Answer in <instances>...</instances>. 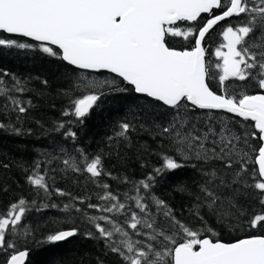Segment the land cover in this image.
Wrapping results in <instances>:
<instances>
[{
  "label": "snow or ice",
  "instance_id": "6c2138e0",
  "mask_svg": "<svg viewBox=\"0 0 264 264\" xmlns=\"http://www.w3.org/2000/svg\"><path fill=\"white\" fill-rule=\"evenodd\" d=\"M202 14L207 18H202ZM232 17L239 18L240 23L235 27L229 24L222 31L225 42L214 51V56L222 63L213 65L205 60L206 37L220 22ZM183 22H193V25L181 28ZM0 30L39 42L33 45L0 38V46L38 47L43 53L59 57L79 70H107L134 86L135 92L146 94L173 110L168 124L154 125L157 134L167 138L182 157L191 155L220 165L204 173L207 179L200 186L203 196L196 197L193 209L201 222L199 209L204 207L219 220L246 215L238 198L244 197L248 189L258 190L259 202L264 205V94L240 92L238 98L228 95L226 88L217 94L210 87L213 80H218L223 88L226 81L234 78L245 85L255 83L264 93V0H0ZM170 37L192 38L193 47L183 50L171 47ZM214 69L219 71L214 72ZM103 84L87 77L80 79L75 88L85 89L87 94L71 100L72 109L64 115L86 118L103 94L94 89ZM25 90L17 80L11 88L0 86V96L19 113H26L28 107L10 95ZM187 102L193 109L226 110L253 121L254 129L259 132L258 137L256 132L251 133L260 143L254 150L258 152L254 161L258 169L249 171L248 168L249 151L246 149L251 146L247 133L236 134L226 124L219 131L211 124L206 131L195 125L189 127ZM27 104L31 105V101ZM6 127L0 123V129ZM119 127L116 135L125 137L133 126L121 123ZM66 135L75 138L76 133L68 131ZM162 159V167L155 169L157 174L183 166L173 156L164 155ZM80 160L82 166L71 157L63 163L73 171H85L92 177L104 174L102 156L89 159L81 154ZM40 168L36 163L27 179L31 185L47 192V173L41 174ZM154 179L140 181L139 186H135L137 195L125 194L127 200L134 202L139 214L110 191L99 197L109 202L107 206L87 204V209L108 214L86 218L105 239L110 251L121 258L122 264H264V234L249 235L234 242L213 239L219 234L206 224L202 230H193L177 219L164 200L156 197H151L156 207L153 213L139 193L141 189H150ZM249 179L252 183H248ZM103 187L107 189L108 185ZM56 191L65 195L59 189ZM68 207L65 205L66 209ZM26 210L27 202L20 199L0 215V252L11 250L12 253L6 264H26L30 256L27 249L17 250L12 239ZM75 210L81 212L79 208ZM157 213L166 220L160 227H157ZM111 214L125 215V219L119 222ZM248 225L264 231V212L252 216ZM202 232L211 235L202 236ZM76 234L75 228L59 231L48 235L46 242H61ZM133 236L148 239L134 240Z\"/></svg>",
  "mask_w": 264,
  "mask_h": 264
},
{
  "label": "trees",
  "instance_id": "16d2710c",
  "mask_svg": "<svg viewBox=\"0 0 264 264\" xmlns=\"http://www.w3.org/2000/svg\"><path fill=\"white\" fill-rule=\"evenodd\" d=\"M202 18L207 17L204 14ZM238 23L240 19L232 17L210 32L205 44L206 61L213 65L222 63L214 56V51L225 42L222 31L229 24L235 27ZM192 25L191 22L180 23L181 28ZM0 38L38 44L24 37L10 36L3 31H0ZM169 39L170 46L179 50L193 47L192 38ZM5 73L8 75H4ZM83 77L102 84L105 81L108 83L94 89L103 94L97 106L81 120L64 113L71 111V100L87 94V90L75 88ZM17 80L26 90L22 93L12 92L10 95L28 107L26 113H19L5 97L0 96V123L7 125L0 129V215L5 214L10 205L18 203L20 199L27 202L25 216L12 235L17 250L30 251L26 264H122L121 258L110 251L105 239L99 236L86 218L108 214L98 209H87V204L107 206L109 202L102 201L99 197L110 191L119 197L120 202L127 203L132 211L139 214L134 202L127 200L125 194L137 195L135 186L149 177L155 178L151 188L141 189L139 194L145 197L144 202L149 204L153 213L156 212V207L151 197H156L164 200L177 219L193 230H202L206 224L212 232L219 234L213 236V239L234 242L249 235L264 234V231L248 225L252 216L264 212V205L259 202L260 193L255 189H248L244 197L238 198L239 205L246 212L244 216L219 220L204 207L199 209L203 222L196 218L193 209L197 203L196 197L203 196L200 186L207 179L204 173L220 165L191 155L182 157L167 138L157 134L158 130L154 125H166L174 115L173 110L163 106L161 102L138 94L133 86L110 72L79 70L59 57L43 53L38 47L19 49L15 46H0V81L3 82L0 86L11 88ZM210 87L217 94H221L226 88L228 95H237L238 98L240 92L249 95L262 93L255 83L245 85L234 78L226 81L223 88L218 80H213ZM28 101H31V105L27 104ZM187 104L189 127L195 125L206 131L211 124L219 131L226 124L236 134L244 136L247 133L251 146V149H246L249 151L248 168L249 171L258 169V165L254 163L258 152L254 150L258 149L260 143L251 133L256 132L258 137L259 132L254 129L253 121L222 111L193 109L189 102ZM121 123L133 126L125 137L116 135ZM60 124L64 127L59 128ZM68 131L75 132V138L66 135ZM240 146L245 147L243 144ZM81 154L89 159L96 155L102 156L104 174L92 177L85 171H73L63 163L71 157L82 166ZM164 155L173 156L183 166L157 174L155 169L162 167ZM36 163L41 165V174L47 173V192L28 182L27 177L32 174ZM248 183H252V180L249 179ZM104 185H108V188L105 189ZM57 189L65 195H60ZM77 197L81 199H75ZM65 205L69 207L66 209ZM75 208L81 209V212H77ZM111 215L119 222L125 219V215ZM157 221V227L166 223L159 213ZM73 228L77 229V234L73 237L61 242H46L48 235ZM128 231L131 232L130 229ZM208 235L211 233L202 232V236ZM132 238L148 239L141 236ZM11 254V250L7 253L0 252V264H6Z\"/></svg>",
  "mask_w": 264,
  "mask_h": 264
},
{
  "label": "water",
  "instance_id": "95a60500",
  "mask_svg": "<svg viewBox=\"0 0 264 264\" xmlns=\"http://www.w3.org/2000/svg\"><path fill=\"white\" fill-rule=\"evenodd\" d=\"M202 15H204V14H202ZM229 19H231V18H227L226 19V21L227 20H229ZM223 22H225V21H222V22H220L219 24H221V23H223ZM191 23H193V22H191ZM218 24V25H219ZM217 25V26H218ZM217 26H215L214 27V29L217 27ZM213 29V30H214ZM212 30V31H213ZM0 31H2V30H0ZM8 35H10V36H19V37H23V36H21V35H19V34H10V33H7ZM24 38H27V39H30V40H32V38H30V37H24ZM36 42V41H35ZM39 43V42H38ZM205 60H206V55H205ZM68 63V62H67ZM75 67V66H74ZM87 71H91V70H87ZM109 72V71H107V70H102V71H100V72ZM92 72H94V71H92ZM112 74H114V73H112ZM116 75V74H115ZM138 94H140V93H138ZM259 94H263V93H259ZM140 95H144V96H147L146 94H140ZM148 97V96H147ZM152 99H154V98H152ZM190 103V102H189ZM202 110H206V109H202ZM210 111H222V112H225V113H228V114H231V115H234V116H236V117H239L237 114H234V113H229V112H227L226 110H210ZM239 118H242V119H244L243 117H239ZM250 120V119H249ZM70 238V237H69ZM69 238H67V239H69ZM26 262H27V260H26Z\"/></svg>",
  "mask_w": 264,
  "mask_h": 264
},
{
  "label": "rangeland",
  "instance_id": "374dc122",
  "mask_svg": "<svg viewBox=\"0 0 264 264\" xmlns=\"http://www.w3.org/2000/svg\"><path fill=\"white\" fill-rule=\"evenodd\" d=\"M226 51V49H224ZM222 62V61H221ZM134 87V86H133Z\"/></svg>",
  "mask_w": 264,
  "mask_h": 264
}]
</instances>
